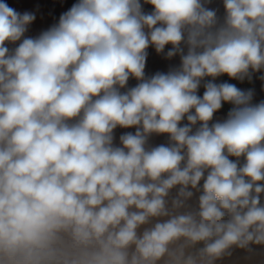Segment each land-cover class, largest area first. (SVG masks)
<instances>
[{
  "label": "clouds",
  "instance_id": "obj_1",
  "mask_svg": "<svg viewBox=\"0 0 264 264\" xmlns=\"http://www.w3.org/2000/svg\"><path fill=\"white\" fill-rule=\"evenodd\" d=\"M206 2L78 0L37 37L34 13L0 2V264H214L264 245V101L215 82L264 70V0H223L222 22ZM150 46L179 66L146 77ZM118 127L135 132L116 145Z\"/></svg>",
  "mask_w": 264,
  "mask_h": 264
},
{
  "label": "crops",
  "instance_id": "obj_2",
  "mask_svg": "<svg viewBox=\"0 0 264 264\" xmlns=\"http://www.w3.org/2000/svg\"><path fill=\"white\" fill-rule=\"evenodd\" d=\"M2 3H6L9 7L15 9L19 13L30 12L35 14V20L28 26V30L25 33L26 37H37L43 31L48 30L50 27L58 23L61 14L69 10L73 4L77 3L78 0H0ZM143 5V11L150 13L152 11V6L149 4H144V0H141ZM206 7L214 9L217 12L218 18L223 20L224 17V7L223 0H208L206 2ZM19 43V42H17ZM16 45H9L10 48H14ZM171 46H166L165 53ZM148 56L146 60L145 75L146 77L152 76L157 72L166 73L169 70L178 67L180 63L179 56L173 57L171 59H166L164 53L158 54L154 47H149L147 50ZM227 76V74H225ZM264 70L260 72H255L251 74V79L249 81V89L253 91L252 103L257 104L264 101ZM228 77V76H227ZM210 78V77H209ZM234 84L241 87L246 81L238 80L228 77ZM212 79V78H211ZM138 82L134 78H130L127 87H134ZM126 89H121L125 91ZM204 92L203 86L198 91V94L202 96ZM228 110L223 106L215 113L213 122L223 121L227 118ZM182 123H187L186 119ZM198 127V125H197ZM125 132H135L134 128L123 129L117 128L114 130V144L119 145V137ZM169 143V138L166 134L157 135L152 134L148 138L147 147H155L161 144L167 145ZM233 160V157H230ZM203 181H201L202 185ZM193 196L186 202L184 208L178 211H190L195 210L198 204V197L201 194L199 191L192 190ZM178 188L171 190L168 200L169 206L171 207L172 199L176 198ZM162 264V262H161ZM214 264H264V245H249L248 248L242 249L238 247H233L228 253H225L221 258L214 261Z\"/></svg>",
  "mask_w": 264,
  "mask_h": 264
},
{
  "label": "trees",
  "instance_id": "obj_3",
  "mask_svg": "<svg viewBox=\"0 0 264 264\" xmlns=\"http://www.w3.org/2000/svg\"><path fill=\"white\" fill-rule=\"evenodd\" d=\"M206 80H209V79H211V78H205ZM245 81H246V78L244 79ZM215 82L216 83H222V82H228V83H231V84H234L225 74L224 75H222V76H220V77H217V78H215ZM246 84V82L245 83H243V85L241 86V87H239V86H237L236 84H234L236 87H238V88H240L241 90H244V85ZM223 107L226 109V110H228V111H230L231 110V108L233 107V105H231L230 103H224L223 104Z\"/></svg>",
  "mask_w": 264,
  "mask_h": 264
},
{
  "label": "built area",
  "instance_id": "obj_4",
  "mask_svg": "<svg viewBox=\"0 0 264 264\" xmlns=\"http://www.w3.org/2000/svg\"><path fill=\"white\" fill-rule=\"evenodd\" d=\"M227 115H228V113H227ZM233 160L235 161L236 158L233 157ZM240 162L243 163V157L240 158ZM261 202L264 203V195L261 196Z\"/></svg>",
  "mask_w": 264,
  "mask_h": 264
},
{
  "label": "rangeland",
  "instance_id": "obj_5",
  "mask_svg": "<svg viewBox=\"0 0 264 264\" xmlns=\"http://www.w3.org/2000/svg\"><path fill=\"white\" fill-rule=\"evenodd\" d=\"M244 90L245 91L249 90V81H248V78H246V84L244 85ZM251 103H252V101H251Z\"/></svg>",
  "mask_w": 264,
  "mask_h": 264
}]
</instances>
